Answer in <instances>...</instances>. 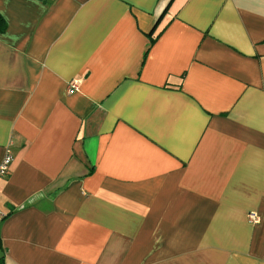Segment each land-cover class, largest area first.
<instances>
[{
    "label": "crops",
    "instance_id": "crops-1",
    "mask_svg": "<svg viewBox=\"0 0 264 264\" xmlns=\"http://www.w3.org/2000/svg\"><path fill=\"white\" fill-rule=\"evenodd\" d=\"M7 149L4 264H264V0H0Z\"/></svg>",
    "mask_w": 264,
    "mask_h": 264
},
{
    "label": "built area",
    "instance_id": "built-area-1",
    "mask_svg": "<svg viewBox=\"0 0 264 264\" xmlns=\"http://www.w3.org/2000/svg\"><path fill=\"white\" fill-rule=\"evenodd\" d=\"M77 83H78L77 80H72L68 84V86H69L68 91L69 92H73V90L77 88ZM12 160H13L12 153H11V151L9 149H7L6 152H5V155L3 156V159L0 162V177L1 176H5L8 173L9 166H10ZM248 217H249V219L252 222H257L258 221V216L254 212H250Z\"/></svg>",
    "mask_w": 264,
    "mask_h": 264
},
{
    "label": "trees",
    "instance_id": "trees-1",
    "mask_svg": "<svg viewBox=\"0 0 264 264\" xmlns=\"http://www.w3.org/2000/svg\"><path fill=\"white\" fill-rule=\"evenodd\" d=\"M151 41H153V39ZM0 264H4L3 257H0Z\"/></svg>",
    "mask_w": 264,
    "mask_h": 264
}]
</instances>
